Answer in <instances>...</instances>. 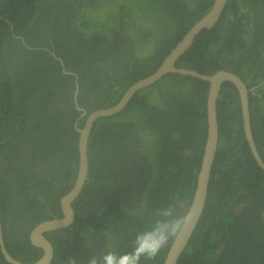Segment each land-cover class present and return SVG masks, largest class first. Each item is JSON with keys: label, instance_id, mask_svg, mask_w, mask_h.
<instances>
[{"label": "trees", "instance_id": "obj_1", "mask_svg": "<svg viewBox=\"0 0 264 264\" xmlns=\"http://www.w3.org/2000/svg\"><path fill=\"white\" fill-rule=\"evenodd\" d=\"M215 0H0V213L6 249L33 264L30 242L41 222L62 217L60 201L78 167L75 129L88 114L116 105L156 72ZM211 76L228 71L249 89L254 140L264 161V0H228L176 63ZM209 83L168 74L140 90L126 110L98 120L88 142V180L73 203L71 227L46 234L51 264L131 252L159 213L190 206L208 133ZM219 145L200 223L178 264H264V172L231 83L217 99ZM80 119V120H79ZM136 199L134 200V197ZM88 200V211L81 207ZM138 205L136 206L138 202ZM92 208V209H91ZM89 233L98 234L92 249ZM106 238L107 243L103 241ZM140 264H165L172 246ZM0 264H9L0 252Z\"/></svg>", "mask_w": 264, "mask_h": 264}, {"label": "water", "instance_id": "obj_2", "mask_svg": "<svg viewBox=\"0 0 264 264\" xmlns=\"http://www.w3.org/2000/svg\"><path fill=\"white\" fill-rule=\"evenodd\" d=\"M227 1L228 0H215L211 10L203 18H201V20L196 22V24L188 31L182 40L172 49L156 72L151 76L143 80H139L137 83L133 84L125 92L120 101L113 107L99 109L90 114H88L85 108L79 107L77 102L79 89L77 75L66 71L61 59L57 58L53 54V56L61 63L63 74L75 77V108L80 113V118L86 117V120L82 128L75 126V129L79 134L77 176L73 188L64 197H62L60 201L62 217L41 222L33 229L30 234L31 244L43 251L42 256L33 264H51L54 257V249L51 242L47 239L46 234L56 230L68 228L75 222V213L72 206L74 201L80 196L85 183L88 180V142L95 123L103 118L114 117L126 110L133 97L140 90L151 87L168 74H178L200 79L201 81L209 83V90L206 100L208 106L207 140L201 161L200 171L198 173L196 188L189 206L193 212V222L182 235L173 240L172 246L169 250V253L167 254L165 264H178L181 255L187 248L200 223L205 209L211 172L219 145V118L217 99L220 93L221 85L223 83H231L237 92L239 102H241L243 127L247 142L257 165L264 172V161L259 154L252 131L249 89L244 81L237 75L228 71H218L215 74L208 76L200 74L194 70H188L176 66L178 60L188 52L196 38L204 30H211L218 24L226 8ZM0 252L5 261L9 264H25L13 258L6 249L2 231L1 213Z\"/></svg>", "mask_w": 264, "mask_h": 264}, {"label": "clouds", "instance_id": "obj_3", "mask_svg": "<svg viewBox=\"0 0 264 264\" xmlns=\"http://www.w3.org/2000/svg\"><path fill=\"white\" fill-rule=\"evenodd\" d=\"M159 215L163 219L157 220L149 230L137 234L131 252L118 255L109 251L99 258L91 257L88 264H140L142 258L155 259L161 250L169 245L170 240L182 235L193 222V212L190 208L179 214L175 208L170 207ZM69 264H77V260L72 258Z\"/></svg>", "mask_w": 264, "mask_h": 264}, {"label": "flooded vegetation", "instance_id": "obj_4", "mask_svg": "<svg viewBox=\"0 0 264 264\" xmlns=\"http://www.w3.org/2000/svg\"><path fill=\"white\" fill-rule=\"evenodd\" d=\"M80 119H82V118H80ZM79 119V120H80ZM75 126H77V124H75ZM136 199V196L134 197V200ZM135 203H137L136 204V206L138 205V203H139V200H138V202H135ZM88 207H89V205H88V200H85V202H84V204L82 205V207H81V210H82V208H83V210L82 211H87V212H89L88 211ZM92 209V208H91ZM71 227V226H70ZM99 234V233H98ZM98 234H95V233H89V235H88V241H89V244H90V247L92 248V249H94V247L95 248H98L99 249V245H100V243H98V240L99 241H101L102 239H101V237L98 235ZM103 241H104V243L106 244L107 243V241H106V238L105 237H103ZM102 242V241H101ZM76 246H80L79 247V251H78V254H79V257L76 259L77 260V263H83V262H85V260H86V258L84 257V255H86V251L83 249V251H82V246H81V244H77V243H72V245H71V247H66L65 248V251H64V255L65 256H69V257H72L71 255H73V254H71L72 253V251L75 249V247ZM91 256L92 257H97L96 256V252H92L91 253ZM73 258V257H72ZM97 258H99V257H97Z\"/></svg>", "mask_w": 264, "mask_h": 264}]
</instances>
